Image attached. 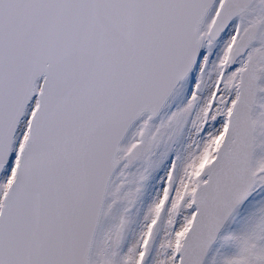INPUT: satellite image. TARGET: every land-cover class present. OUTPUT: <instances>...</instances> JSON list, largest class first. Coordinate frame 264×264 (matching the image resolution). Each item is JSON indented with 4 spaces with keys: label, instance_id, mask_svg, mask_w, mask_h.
<instances>
[{
    "label": "snow or ice",
    "instance_id": "obj_1",
    "mask_svg": "<svg viewBox=\"0 0 264 264\" xmlns=\"http://www.w3.org/2000/svg\"><path fill=\"white\" fill-rule=\"evenodd\" d=\"M0 264H264V0H0Z\"/></svg>",
    "mask_w": 264,
    "mask_h": 264
},
{
    "label": "rangeland",
    "instance_id": "obj_2",
    "mask_svg": "<svg viewBox=\"0 0 264 264\" xmlns=\"http://www.w3.org/2000/svg\"><path fill=\"white\" fill-rule=\"evenodd\" d=\"M244 211H245L244 209L241 210V213H240L241 216L244 214Z\"/></svg>",
    "mask_w": 264,
    "mask_h": 264
}]
</instances>
